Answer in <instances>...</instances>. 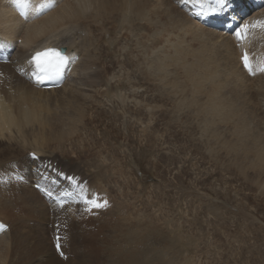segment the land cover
Returning <instances> with one entry per match:
<instances>
[{
  "label": "rangeland",
  "instance_id": "374dc122",
  "mask_svg": "<svg viewBox=\"0 0 264 264\" xmlns=\"http://www.w3.org/2000/svg\"><path fill=\"white\" fill-rule=\"evenodd\" d=\"M157 1L108 0L106 31L96 25L99 20L95 14H93L94 22L90 24L91 27L81 28V33L88 35H90L88 30L90 29L91 36L95 34V39L92 38L89 43L91 45L81 46V48L79 46L75 51L76 65L70 66L65 72L64 82L69 83L66 84L65 91L75 85L71 78L76 79V82L80 80L77 74H83L84 66L77 64L85 58L84 50L86 49L89 51L90 60L105 59L110 63L111 69L105 74L107 75L106 84L93 88L89 94L82 93L92 100V103L85 104L86 110H84L82 121H76L74 125L66 124L67 127H64L62 126L64 124H48L46 120H26L25 117L35 115L32 113L38 112L41 108L50 118L52 112L48 111L41 102H46L47 99L44 96L26 97V103L16 97L9 103L5 113L12 115V121L7 125L8 130L0 135V191L10 187L9 185H14L15 181L10 182L14 179L27 188L36 190L47 202L46 192H40L41 185L38 183L41 179L40 173L32 169L34 175L29 183L23 178L22 167L25 164L21 158L26 155L27 149L29 152L36 153H38L36 148L40 149L42 152L35 154L45 156L43 160L47 159L49 165L55 152V155L60 157L62 156L60 149H65L68 153L65 159L68 162L74 161L82 166L86 173H92V175L94 171L99 172V169L82 163L85 158L83 152L88 149L95 153L98 151L99 156L95 154V159L106 167L105 175L102 179L93 180L91 183L93 189L89 192L84 189L85 194L89 197L93 195L101 197L110 190L109 193L115 196L118 202L129 204V222L133 223L131 225L133 229L142 230L146 224L144 222L148 220L154 223L159 234L157 248L161 246L160 250L164 249L162 256L165 260L159 256L160 252L153 251L151 253L153 256L150 253V256H146L145 264H162L171 259L177 260L176 264H180L182 260H188L189 264H264V160L261 161L264 157V137L261 136L264 135L263 122L255 115L253 104H245L244 99L242 102L239 93L231 86L233 84L229 69L232 68L233 62H227L228 59L219 44L204 34L199 35L202 28L193 26L188 20L185 22L186 18L183 17L186 16L179 11L173 9L169 11V7L160 6L153 14ZM92 8L93 6H90L87 12L95 13L96 11ZM177 13L179 15H176ZM251 15H254L253 12L248 13L246 17ZM147 21L152 22L151 27L146 25ZM76 29L74 27V34L64 33L65 45L69 44L68 41L71 43L75 40L80 41L76 35L79 34ZM101 31L104 34L100 33ZM236 50L238 51L237 47ZM253 54L257 53L253 52ZM99 70L100 63L91 64L90 62L89 71L94 73ZM27 83L31 85L29 81ZM94 85L96 83L91 82L90 86ZM75 86L82 85L79 83ZM254 87L257 88V86ZM230 90L232 91L229 93ZM62 94H58L54 99L55 102L60 96L64 98ZM53 95L56 96V94ZM253 97L254 101L259 96L253 95ZM257 101L259 100L255 102ZM151 107H155L154 110ZM64 108L67 107L64 106ZM102 109H105V116L101 112ZM131 109H135L136 113L141 112L142 116H136ZM25 110L30 111L32 115L27 114ZM69 110L72 115H75L78 111L77 105ZM59 111L61 112V109ZM142 111L145 113L143 114ZM3 112L0 111V114ZM97 114H100L101 118L97 122H92V119L97 120ZM251 116L253 119L248 125ZM84 124H87L86 127ZM58 125L62 129L64 127L66 134L68 129L72 130L71 136L68 134L65 135L66 137L63 136ZM111 133L117 134V140L115 137L114 139L108 137ZM53 134L54 138H51ZM60 134L63 137H60ZM255 137L256 140H254ZM95 142L97 143L94 144ZM59 143L60 147L57 146ZM17 145L24 146L23 151H20ZM9 146H12V150ZM76 149L79 151L77 155ZM79 154L82 157H79ZM52 164L55 166L56 160L52 161ZM122 164L123 167L120 169ZM111 167L120 169L121 176L115 175L113 178L109 171ZM90 179L92 177L86 176V180ZM14 192L18 194L16 189ZM0 196V222L13 226L11 221L17 217L13 224L19 228L22 225H19L20 221L17 219L24 216L17 213L19 205L25 210L27 206L22 205L14 196L11 201L8 197L4 200V197ZM31 198L35 200L33 195ZM18 200L20 204L12 206V203L15 204ZM34 200H31V207ZM48 201L49 212L52 213L51 199ZM65 202H69L68 199ZM13 212H15L14 215ZM89 214L92 220L94 211ZM47 218L46 222L38 219L28 220L27 217H23V220H28L25 224L30 225H27L29 230L35 225L43 226L45 238L48 241L50 239L55 251L52 233L57 227L55 226L56 217L51 214ZM90 220L87 222L89 226L92 222ZM47 226L51 229L45 232ZM21 228L24 233L27 232L25 226ZM61 228L63 232V227ZM90 230L95 229L91 227ZM108 231L110 230L107 229L105 232ZM57 232L59 234L60 231ZM119 232L122 234L119 230L109 232V235H106L108 237L100 233L98 235L100 239H96L100 243H103L102 240L106 243L101 245L92 238L81 236V239L71 235L72 241L69 240L68 245L74 248L72 250L75 251V260H77L73 264H109L108 261L114 251L112 249L119 247L122 242V235ZM169 235L184 239L188 236L186 238L191 239L186 244L189 250L182 253L167 251L164 247H167ZM191 236L193 239L190 238ZM102 237L105 238L102 239ZM34 238L28 237L27 240H23L25 245L22 243L9 249L6 252L4 264H44V261L51 256L50 254L43 255L41 250L35 249V245L34 250H28L27 245H31L33 241L37 242L36 238L33 240ZM73 239H75L74 242ZM186 241L188 242L187 239ZM20 246L23 249L19 248ZM95 250L96 253H94ZM167 256L173 257L170 259ZM76 258L80 261L82 258L85 259L79 262ZM158 260L160 263L157 262ZM112 261H109L110 264Z\"/></svg>",
  "mask_w": 264,
  "mask_h": 264
},
{
  "label": "bare ground",
  "instance_id": "6f19581e",
  "mask_svg": "<svg viewBox=\"0 0 264 264\" xmlns=\"http://www.w3.org/2000/svg\"><path fill=\"white\" fill-rule=\"evenodd\" d=\"M152 1L154 2V0H152ZM259 1L260 0H225V6L226 5L227 6L224 8L223 12L220 11V12L215 13V15H216L215 17L219 16L220 14H223V15H220V17H219L220 19L215 20V24H216L215 28H212L209 26L208 27L202 26L201 22H199L196 19V13L201 12L200 6L196 2V0H158L157 3H155V11L153 12V14L156 11H158L160 6H163L166 8L169 7V9H170L169 11H171V9H173L175 11H179L180 13L183 14V16H186V17H183L181 15L183 18H186L185 22H186V20H188V22L191 23L193 26H199L202 28V29H200L199 35L204 34V35L208 36L209 38L215 40L219 44V47L224 51L225 56L228 59L227 62H229V63L233 62L231 64V66H232V68H230L231 70L228 68L229 74L234 78L233 79L231 77V81H232L231 83L233 85H231V84H229V85L233 86L234 91L239 93V97L241 98L242 102L244 99L245 104H249V105H250V103L253 104V107H254L255 112H256V113L254 112L255 115H257L259 117L260 121H262L263 125H264V113H263L264 72L258 71V69L261 67V65L264 64V29H260V28L250 29L244 35V39H242V41H240V42H237L235 39V36H234V29L230 28L240 19V17H241V20L237 24V26H240L243 23H250V22L255 21V20H264V16H263V14H264V2L259 4L258 3ZM43 2H44V0H31L32 8L38 6L39 4H41ZM176 2H180V4L177 5ZM107 3H108V0H97V2L96 1L94 2V0H57V2H56V0H55V6H53L47 12L40 15L39 13L33 12L32 8H30L28 16L22 17L19 15V13L15 9L14 0H0V41H7V42H9L8 47H14V50L11 54H9L7 61H5V62L0 61V111H4L3 113L0 114V135H1V133L4 134V132L8 130L9 127L7 125L9 124V122L12 121L11 120L12 115L9 113H5V112L7 111V108L9 107L8 106L9 103L12 102V100L15 99L16 97L19 98L20 100H23L25 103H26V97L30 98L31 96H44L47 99L46 102L44 101L45 103L43 101H41V102H42L43 106L47 107L48 111L52 112L50 114V118H48L47 115L45 114L46 111H43L41 108L39 110L40 113H38L39 111L32 113L35 115H33L31 117H25L26 120H28V119L29 120L39 119V120H43V121L46 120V121H48V124H52V125L53 124H60V125L64 124V125H62L64 127L66 126V124H73L74 125V124H76L75 123L76 121H82V119L84 117V112H85L84 110H86L85 104L92 103L91 102L92 100H89L88 97L86 95H83L82 93L88 92L87 94H89V92L92 91L93 88H96L98 86L102 87V85L106 84L105 78L107 75L105 76V74L111 70L110 69V63H108L107 60H105V59H102V60L100 59L97 61L96 60H90L89 51L87 49L84 50V51H86L85 52L86 56H85V58H82V60H80L77 64L78 66L80 64H83V66H84L83 74L81 73L82 77L79 73L77 74L78 77H80L79 78L80 82L79 81L76 82V79L74 80L73 78H71V81L74 82L75 85L76 84L78 85L80 83L82 86L79 87V86L74 85V87H71L68 89V91H65V89L67 88L66 84H69L67 82H63L62 86H60L59 88H56V87H50L49 88L47 86L44 87V85H42V83L35 82L34 78L30 75V73L34 69L28 63V60L30 59L31 55L35 51H42L45 48H50V47L66 48V54L75 57V55H74L75 51L78 50L79 46H80V48H81V46L82 47L87 46L92 41V38L95 39V34H92V36H91V30L90 29H88L90 32V35L81 33V31H82L81 28L85 29L87 26L89 28L91 27L90 24L92 22H94V18H93L94 15L93 14H95L99 20V21L96 20L97 21L96 25H98L99 28L106 31L105 27H106V21L108 19V16L106 13ZM187 3L193 4L194 7L190 8V6H188ZM239 4H240V7H238ZM108 5H111V4H108ZM90 6H93L94 9L93 8L92 9L96 11L95 13L94 12L93 13L87 12V9ZM240 9L242 10L241 12H239ZM250 12H253L254 15H251V17H246V15ZM176 15H179V14L177 13ZM202 15L203 14H201L199 16H202ZM176 17H174V18H176ZM181 21H183V19ZM174 23H175V20H174ZM151 24H152L151 21H147L146 25L148 27H151ZM74 27H76L77 32H79V34H76V35H77V37L80 38V41L77 42L75 40V38H72L73 40H75L74 41L75 43L74 42L71 43L70 41H68L69 44L65 45L66 36L64 37V33L67 32L66 35L74 34V31H75ZM226 28H229V29L227 31L222 30V29H226ZM231 31H232V35H231ZM100 33L104 34V32H102V31ZM236 43L238 44V46ZM89 45H91V44H89ZM94 45H96V44H94ZM231 45L233 46L232 48H231ZM8 47L0 48V54L3 50H7ZM236 47H237L238 51L236 50ZM93 48H95V46ZM243 48H245L249 54L250 63H251L252 70H253L252 72L254 74L253 76H249L245 72V70L242 69V67L240 65L239 57H240V54H241V51ZM227 52H228V54H227ZM253 52H256L257 54L254 55ZM229 56L233 61L230 58H228ZM90 62H91V64L100 63V70L98 72H94V73H92V71H89ZM74 64L76 65L75 62L71 63V66L73 67ZM216 68H214V69H216ZM228 77H229V75H228ZM211 79H212V77H211ZM214 80L215 79L213 78V82H214ZM224 80H226V79H224ZM27 81H29L31 85H29L27 83ZM72 82H71V84H72ZM91 82H95L96 85L90 86ZM229 82H230V80H229ZM220 83H221V81H220ZM193 85H194V83H193ZM194 86H196V85H194ZM225 86H227V84ZM254 86H257V88H255ZM195 88H197V87H195ZM206 91H208V90H206ZM231 91L232 90H230L228 92L230 93ZM193 92H195V91H193ZM59 93H63L62 95H64V98L63 97L61 98V96H60L59 100H57L55 102L54 99L57 98ZM210 93H212V92H210ZM53 94H56V96ZM141 94H143V93H141ZM199 94H201V92ZM222 95H224V94H222ZM253 95L259 96V97H257L258 99L255 98L256 100H259V101H257V102H255L256 100L253 101L252 100ZM90 96H91V94H90ZM92 97H94V96H92ZM139 97H140V95H139ZM222 97H221V99H222ZM69 98H70V100L68 101ZM48 100H50V101H48ZM119 100H120V97H119ZM216 100H217V98H216ZM211 101H213V100H211ZM143 102H145V101H143ZM74 105H77L78 111L75 115H72L69 109L73 108ZM249 105H247V106H249ZM64 106H66L67 108H64ZM151 108H153V107H151ZM154 108H153V110H154ZM59 109H61V112L59 111ZM134 110H132L133 113H136ZM30 111L32 112V109H30ZM30 111L25 110V112L27 114L32 115ZM136 111H137V109H136ZM101 112H103V116L106 115L105 109H102ZM151 112H152V110H151ZM144 113H145V111L143 112V114ZM27 114H25V115L29 116ZM141 114H142L141 112L137 111V113L135 115L138 116ZM153 116H154V114H153ZM252 116H254V115H252ZM252 116L250 119L248 118L249 119L248 121L253 119ZM249 117H250V115H249ZM100 118H101L100 114H97L96 115L97 120L94 121V119H92V122H97V121H99ZM55 120L58 122H56V123L52 122ZM61 120H64V121L61 122ZM144 120H146V119H144ZM154 121H157V120H154ZM260 121L258 120V122H260ZM256 122H254V123H256ZM249 123H251V121L248 122V125H249ZM42 124H43V122H42ZM52 125H48V126H52ZM84 125L86 127L87 124H84ZM98 125H100V124H98ZM126 125H128V124H126ZM109 126H110V124H109ZM253 126H254V124H253ZM64 127H63V129H64ZM72 127H71V129H72ZM58 128H60L59 125H58ZM255 128L257 129V127H255ZM63 129L62 128L59 129L60 132L62 134H64L63 136H65L67 134L70 135L72 130L68 129V131H67L65 128V130L67 131V134H66V132ZM57 131H58V129H57ZM252 131H254V130H252ZM247 132H249V131H247ZM56 134H58V133H56ZM49 135H51V134H49ZM258 135H260V134H258ZM53 136H54V134L52 135L51 138H54ZM63 136H61V134H60V137H63ZM261 136L264 137V135H261ZM108 137L113 138V139L115 137V140H117V134L111 133V136H108ZM57 138H55V139H57ZM60 139H62V138H60ZM254 140H256V137ZM149 141H150V139H149ZM52 142H54V141H52ZM96 143L97 142H95L94 144H96ZM253 143H254V141H253ZM20 145H17V147L19 146L18 149H20V151H23L22 149H24V146H20ZM60 145H61L60 143H59V145L57 144V146H59V147H60ZM54 146H55V144H54ZM253 146H255V145H253ZM11 147L12 146H9L10 150H12ZM108 149H110V148H108ZM60 150H61L62 156H60V157L56 156L55 155L56 152H55L54 156H52V158H51L50 165L47 163V159L45 161L43 160L45 156L36 155V154L40 153V151H41L40 149H37V148H36V151L38 153L29 152V150L27 149L25 152L26 155L22 156V158H21L22 160H24L22 162H24V164H25L24 166L22 165L23 166L22 170L24 171V174H23L24 180H26L27 183L32 181V178L34 175L32 169H34V171L35 170L38 171L41 175L40 176L41 179L38 181V183L41 185V189L39 188L40 192L45 191L46 193L47 192L52 193L51 198H50V196L47 197L48 200L51 199V206H52L51 208L53 209L52 213L49 212L50 209H49L48 204H47V202H49L48 200L46 202V199H42V195H39L38 192H36V190L30 189L29 187H28L29 188L28 189L26 186L19 183L17 180L12 179L10 182L14 183V181H15V184L9 185L10 187H6L4 190L0 191V195H2V197H4V200L7 197H8V199H10V201L14 198H18L22 205L27 206V208L25 210L22 208L21 205H19V211H17V213L24 214V216H21L20 219L18 217L19 220L17 219V221H20L19 225L25 226L27 228V232H25V233L23 232V228H21L22 226H20L19 228H16V226L13 224V221H15V219L17 217L12 221L9 220V217H8V220L11 221L13 226H10V224H9V230L2 232L0 234V264L5 263L6 252H8L9 249H13V247H17L18 245L22 244L24 242L23 240L24 239L27 240L28 237L29 238L35 237L37 240V242L35 243L33 241V240H35V238H34L32 240L33 243L31 245H27L28 250H34V245H35V249L41 250L43 255H45V254L51 255L48 259H46V257H45L46 260L44 261L45 262L44 264H63V262H65V264H73L74 261H77V260H75V251L72 250L74 248H70V246L68 245V247L66 248V251H67V253H69L70 258H68L66 261H64L63 259L59 258V256L53 250V246L51 245L50 239L48 241L45 238L43 226L35 225V227H33V229L29 230V227H27V225H29V224H27V225L25 224L29 219H38V220H43L46 222L45 219L48 216H50L51 214L56 217L57 230L60 231L59 234L67 235L68 241L72 239L71 235H73L75 237L78 236L80 238H81V236H82V238L88 237V238L94 239L95 241H98L96 238H99L98 235L100 233H102V235L106 236V235H109V232L113 233V232H116V230L122 231V234L119 232L122 235L121 236L122 242H120L118 240L120 242L119 247H114L112 249L114 251L112 254L110 253L112 255V257H110L111 259H109L107 256V260L108 259H109V261L113 260L111 264H117V263L118 264H120V263L121 264H145V260L147 258L146 256H148L149 253L151 254L153 251L158 252V253L160 252L159 256L163 258L162 255H163L164 249L162 248V250H160L161 246L159 249L157 248V244L159 242V234H158L157 230L155 229L156 227H155L154 223L148 220L147 222H144L146 224L142 230L133 229L131 227V225L133 223L129 222V220H130V218H129L130 212L128 209L129 204L124 203V202H121V203L118 202V199H116L115 196L112 197V195L109 193L110 190L108 192H106L105 194H102L101 197L98 196L100 198H106L109 202V206L107 208L94 210V215H92V220H90V218H91L90 214H92V213L89 214V212L85 211L86 205H81V204H83V202H82L83 200L79 195V189L81 187H83L85 190H88L89 188H91L93 186V184L91 186V183L93 182V180L102 179L104 177V175H105L104 168H106V167L103 166L97 159H95V154H97V156H99L98 151H96V153L90 149H88L86 152L82 151L83 155H84L83 157H85L84 160L82 161V163H84L86 166H92L93 168L97 167L99 169V172L94 171L95 173L93 172L94 175H92V173L91 174L86 173L85 170L82 168V166L74 163L73 160H72L73 161L72 163H71V161L68 162L65 159L67 154H68L67 151H65V149L64 150L60 149ZM101 151L102 150L100 149L99 150L100 154H101ZM78 152L79 151H77V149H76V155ZM33 153L34 154L36 153L34 157L32 155ZM58 153H59V151H58ZM112 155H113V153H112ZM79 157H82L81 154H79ZM79 157H78V159H81ZM263 158L264 157H262L261 161L264 160ZM27 160L29 163V165H28L29 167L27 166ZM55 160H56V164L54 166L52 164V161H55ZM31 161H33V162H31ZM122 167H123V164L120 165V169ZM116 168L117 167L109 168L110 174L113 175V178H115V175L117 177L121 176V170L116 169ZM44 172H45V174H44ZM86 176H87V178L92 177V179L86 180ZM7 182H8V180H7ZM15 189H16V192L18 194H16L14 192ZM64 192H70V193H73L74 195L73 196H63L62 194ZM32 195L35 197V200L31 198ZM13 196H14V198H13ZM93 196H96V195H93ZM58 197L61 200H59L58 203H55L56 201L54 200V198H58ZM64 198H66L65 201H67V199H68L69 202H65ZM19 200L15 204L12 203V206H16L17 204H20ZM31 200H34V204L32 203L33 207H31L32 206ZM61 201H63V203H64L63 208H61V206H60ZM39 206H40V208L42 207L43 209H40ZM12 208L13 207H11V209ZM14 213L15 212H13L12 214L14 215ZM29 214H32L34 216L29 215ZM78 214L81 216V220L76 219ZM23 217L24 218L27 217L28 220H23ZM4 220L8 221L7 219H4ZM89 220L92 221V222H90V224H91L90 226L87 224V222ZM0 224L3 226L5 225L4 223H1V222H0ZM61 227H63V232H62V230H60ZM91 227H93L95 230L91 231L90 229H87V228H91ZM79 228H81V229H79ZM48 229H51V227L47 226V228H45V232ZM107 229H109L110 231L105 232V231H107ZM1 231H2V229L0 230V232ZM178 234H180V233H178ZM169 236H170V238H168L167 245H166L167 247H164L165 249L167 248L166 249L167 251L171 250V252H172V250H173V252L175 251L176 253L177 252L182 253L185 250H189L188 247H186V244H188L189 240H191V239L186 238L188 236L185 237V239L188 240V242L186 241L187 243L185 242L184 238L178 237L176 235H174V236L169 235ZM106 237H108V236H106ZM104 238L105 237H102V239H104ZM190 238H192V236ZM74 240L75 239H73V242H74ZM90 241H92V240H90ZM102 241H103V243L102 242L101 243L104 244L105 241L104 240H102ZM49 242H50V245H49ZM30 243H31V241H30ZM101 243H100V245H101ZM23 244L25 245V243H23ZM117 245H118V243H117ZM106 247H107V245H106ZM19 248H21V246ZM21 249H23V248H21ZM99 249L103 250V248H100V247H99ZM94 253H96V250ZM94 253H93V255H95ZM31 254H33V253H31ZM90 254L92 255V253H90ZM84 255H86V254H84ZM98 255H99V252H98ZM170 255H172V254H170ZM88 256H89V254H88ZM151 256H153V255L151 254ZM31 257H32V255H31ZM154 257L156 258V255H154ZM167 257H170V256H167ZM172 257H170V259ZM88 258H90V257H88ZM29 259H31V258H29ZM76 259H78V258H76ZM83 259H85V258H82L81 261H83ZM152 259H153V257H152ZM16 260H18V259H16ZM163 260H165V259L163 258ZM78 261L81 262L79 259H78ZM109 261H108V263L110 264ZM118 261H120V262H118ZM157 262L160 263L159 260ZM176 262H177V260L175 261V259H171V260H166L165 263L166 264H176ZM165 263L162 262V264H165ZM181 263L182 264H186V263L189 264L190 262H188V260H182L180 262V264ZM177 264H179V263H177ZM246 264H248V263H246Z\"/></svg>",
  "mask_w": 264,
  "mask_h": 264
},
{
  "label": "snow or ice",
  "instance_id": "6c2138e0",
  "mask_svg": "<svg viewBox=\"0 0 264 264\" xmlns=\"http://www.w3.org/2000/svg\"><path fill=\"white\" fill-rule=\"evenodd\" d=\"M199 4L201 12L200 14L216 13L224 10L225 0H196ZM14 3L21 9V15L28 16L29 9L32 8L31 0H14ZM55 6V0H44L43 3L32 8L35 13H41L45 9H50ZM260 28L264 29V20H255L250 23H243L238 28H236L234 35L237 39H241L250 29ZM9 46V42L0 41V48H5ZM75 57L66 54V50L60 48H45L42 51H35L28 63L34 69L30 75L34 78L37 83H44L45 81H55L62 79L66 70L69 69L70 64L73 62ZM242 61L244 67L252 72V66L250 63V57L247 53L242 56ZM260 72H264V66L258 69ZM35 156V154H32ZM22 179V178H21ZM51 196V192L46 193ZM63 196H73V193L64 192ZM79 195L83 200L84 205H86L85 211L92 212L96 209H103L109 206V202L106 198H100L98 196L89 197L85 194L84 188L79 189ZM61 208L64 207L63 201L60 202ZM5 226L0 225V229ZM59 248L60 245L57 244Z\"/></svg>",
  "mask_w": 264,
  "mask_h": 264
}]
</instances>
